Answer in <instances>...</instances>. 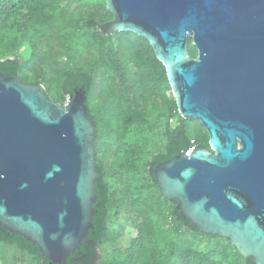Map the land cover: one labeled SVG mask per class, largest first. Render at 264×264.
<instances>
[{"label": "water", "instance_id": "obj_1", "mask_svg": "<svg viewBox=\"0 0 264 264\" xmlns=\"http://www.w3.org/2000/svg\"><path fill=\"white\" fill-rule=\"evenodd\" d=\"M105 5L113 21L101 32L147 40L180 116L209 135V149L156 166L163 197L202 234L264 264V0ZM96 128L82 89L60 104L44 85L0 74V227L36 245L50 264H65L83 243L98 252L89 239L100 175Z\"/></svg>", "mask_w": 264, "mask_h": 264}, {"label": "trees", "instance_id": "obj_2", "mask_svg": "<svg viewBox=\"0 0 264 264\" xmlns=\"http://www.w3.org/2000/svg\"><path fill=\"white\" fill-rule=\"evenodd\" d=\"M45 1L46 0H37L32 3L30 0H0V74H8L11 77H20L25 83L45 84L44 87L46 93L50 96L49 87L47 86L49 83L47 80H49V76L51 75L45 72L43 68L46 59L44 53L48 49L49 40L45 39L44 35L37 37L34 36L32 43V56L35 58V61L25 62L16 55V51L20 48L19 44L14 39L9 40L5 38L6 31L14 21H24L28 24L35 21L36 27L43 29L49 27L52 22L58 21L66 30L72 29V33L75 31L77 32V29H75L74 26H71L70 24L69 26L67 25L69 22L64 21L62 18L56 20V14L65 16L67 13H70L69 11L67 13L61 11V9H65L66 7L57 9V7L54 6V2L46 4ZM48 6L51 7L52 10V13L50 14L49 11H47ZM108 14L112 16L110 12H108ZM86 27L89 29H100L99 22L95 18L88 20ZM116 34L119 36L125 35L126 37L133 36L136 37L138 40L137 42H140L138 43V45H140V50L136 51L134 55V59H138L139 62L136 65L134 62H131L128 65V69H130L129 71L132 73L134 79L130 80V82H126L124 87L129 90H134L137 87L143 88L144 84L142 81V75L149 73L152 76L156 86L163 93V104L167 105L166 112L160 111L156 114V117L162 120V122H159V120L156 121L160 124L158 127L165 128V131L168 134V140L164 151H157L152 158L149 169L145 171L147 177L146 180L149 182L147 188L150 189L151 203L143 204L133 202L135 205L132 204V206L138 208V211L133 214V217L126 216L128 225L133 226L137 232L136 238L130 242V246L125 251L123 250L124 252L120 251L118 256H114L107 262L100 264H253L251 260H245L238 253L236 248L230 244L229 240L217 236L202 234L196 227H193L187 219H184L181 216V213L177 209V202L168 201L163 197L162 191L155 179L154 170L156 166L160 163L171 160L181 152L187 153L192 148H195V150L203 148L209 149V135L198 121H187L180 116L175 100L168 102L164 93L170 91L171 87L167 78L166 69L162 63L156 59L155 53L148 41L132 33ZM109 38V35L101 32L98 34L95 43L99 46H107L109 52L113 53L114 46L110 43ZM126 52L128 51L126 50ZM188 52L191 57H197V50L193 45L192 39L189 40ZM112 62L115 63L113 60ZM132 65L135 66L132 67ZM30 66L34 67L32 78H28L26 75V71ZM117 69L118 78L123 82L124 77L122 74V68L118 66ZM134 70L138 72H134ZM106 74L107 72L103 74L100 88L98 89H96L98 83L96 81L95 72L84 69L66 74L61 83V93L63 97L72 96L75 94V91L81 89L86 92L89 117L97 123L95 153L97 170L100 175L97 179L98 199L94 204L95 215L93 217V229L89 232V239L96 242L99 247L103 246L110 234L109 216L110 210L114 204V193L105 180L106 172L104 170L105 167L103 166L104 163H102L103 157H101L102 154L99 152V146L103 144L101 143L102 132L105 130V136L109 139L113 135L124 138L127 136L131 127L146 123L148 120L147 118L149 117L146 113L140 110L132 109V104L130 105L128 100H125V96L121 93V90L118 91L120 96L124 99V107L122 106L119 110L116 109L113 98L115 97V94H117L116 87L117 89H120V86L117 84L116 79L108 77ZM126 88L123 89L124 92ZM144 93H147V91H144ZM149 95H151V93ZM94 97L102 103V106L96 110L95 105L92 106V104H90ZM139 98H141V100H139L140 102H146L147 97ZM102 109L110 111L111 115L108 119L103 118L104 120H102L99 118V112L102 111ZM161 112L164 114L163 117L160 115ZM175 117L181 121V124L172 129L169 127V121L173 120ZM191 122L196 123V125H194V130L191 128ZM110 124H114V127L122 128L123 132H113V130L110 132L108 126ZM190 130L192 131L191 133ZM144 139H146V137H141L139 139V143L142 146L149 144L148 139L147 141H144ZM109 149L111 148L109 147ZM120 165L122 169V164L120 163ZM118 173L115 174L117 175ZM121 198L126 202L129 197L124 194ZM164 202L172 205L169 207L167 213H165L164 210ZM126 203H128V201ZM130 203L131 202H129V204ZM142 205H151V207L150 209L147 207L148 210H143L140 209L143 207ZM140 218L141 221L139 220ZM161 220L162 223L168 224L169 227H175L174 231L176 233L183 230L195 237L207 239L211 243L208 251L198 252L191 248L181 249L176 243H168L163 249L159 250L153 235L155 236L157 228H161L162 224L160 223V227H157L155 221L159 223ZM146 241H149V243ZM0 244H9L18 247L21 251L32 257L30 264H35L37 261L41 262V264H50L49 261L42 256L36 245L29 243L19 235L10 233L2 227H0ZM97 253L98 252L95 249L83 243L80 248L68 258L65 264H98V261H96ZM230 258L234 259L235 262L231 263L229 261Z\"/></svg>", "mask_w": 264, "mask_h": 264}, {"label": "rangeland", "instance_id": "obj_3", "mask_svg": "<svg viewBox=\"0 0 264 264\" xmlns=\"http://www.w3.org/2000/svg\"><path fill=\"white\" fill-rule=\"evenodd\" d=\"M36 1L30 0L32 3ZM51 2H54V6L57 9L66 7L65 9H61V11H64V13L69 11L70 13H67L65 16L56 14V20L62 18L64 21L69 22L67 25L74 26L77 32L72 33V29L66 30L62 24L55 20L56 22H52L45 29L36 27L35 21L31 22V24L24 21H14L5 33L6 39H14L19 44L20 48L16 51V55L25 62L35 61V58L32 56L34 36L44 35L45 39L49 40L48 49L44 53L46 59L43 68L45 72L51 75L49 76V80H47L51 99L60 104L67 102L69 97H63L61 93V83L66 74L81 69L93 71L96 74V81L98 83L96 89H98L100 88L103 74L107 72L106 75L116 79L117 84L120 86V89L116 87L117 94L113 98L115 108L119 110L123 106L124 99L118 91L121 90V93L125 96V100H128L130 105L132 104V109L140 110L149 116L146 123L131 127L124 138L113 135L109 139L105 136L106 131L102 130L101 143L103 144L99 146V152L102 154L101 157H103V166L107 169L104 168L106 172L105 180L114 193V204L109 216L110 234L103 246H98L97 248L99 255L98 264H100L107 262L114 256H118L120 251H125L130 246V242L136 238L137 232L133 226L128 225L126 217L127 215L133 217V214L138 211V208L132 206V204L135 205L133 202L151 203L150 189L147 188L149 182L146 180L145 171L149 169L152 158L157 151H164L165 149L168 134L164 127H158L160 124L156 120H159V122H162V120L156 117V114L160 111L166 112L167 105L163 104V93L156 86L149 73L142 75L143 88L137 87L134 90H129L124 87L126 82L134 79L132 73L129 71L130 69H128V65L131 62H134L135 65L139 62L138 59H134L135 52L140 50V45H138L140 42H137L136 37L119 36L116 33L109 35V41L114 46L113 53L109 52L107 46L103 47L95 43L101 31L100 29L87 28V21L95 18L98 20L100 27L113 21V15L108 14L104 0L45 1L46 4ZM47 11H49V14L52 13L51 7L48 6ZM135 65H132V67ZM118 66L122 68L123 82L118 78ZM33 71V66L27 69L26 75L28 78L33 77ZM134 72L138 71L134 70ZM124 88H126L125 92L123 91ZM144 91H147V93H144ZM148 93H151V95ZM164 95L168 102L175 100L172 90L166 91ZM139 97H147L146 102H140L141 98ZM90 104L92 106L95 105V110L102 106V103L96 97L92 99V103ZM110 115V111L107 109H102L99 112V118L102 120L108 119ZM160 115L161 117L164 116L162 112ZM179 124H181V121L177 117L173 119V122L169 121V127L172 129ZM190 124L194 130L196 123L191 122ZM108 126L110 132L111 130L113 132H123L122 128L114 127V124ZM141 137H146L144 141L148 139L149 144L142 146L139 143ZM120 163L122 164V169ZM115 173L118 174L116 175ZM124 194L129 197L127 199L128 203L121 198ZM129 202L131 203L129 204ZM151 205H142L143 207L140 209L148 210L147 207L150 209ZM170 206H172L170 203L164 202L165 213L169 211ZM139 220L141 221V218ZM160 223H162V220L159 223L155 221L157 227H160ZM174 229L175 227H169L165 223L161 224V228H157V233L153 237L157 242L159 250L163 249L168 243H176L181 249L191 248L198 252L208 251L211 243L207 239L195 237L183 230L176 233ZM31 259V256L16 246L0 244V264H30ZM229 261L231 263L235 262L232 258ZM35 264H41V262L37 261Z\"/></svg>", "mask_w": 264, "mask_h": 264}, {"label": "built area", "instance_id": "obj_4", "mask_svg": "<svg viewBox=\"0 0 264 264\" xmlns=\"http://www.w3.org/2000/svg\"><path fill=\"white\" fill-rule=\"evenodd\" d=\"M171 122H173V120H171ZM175 128V127H174ZM193 151H195V148H192L189 152H187V153H191V152H193Z\"/></svg>", "mask_w": 264, "mask_h": 264}]
</instances>
